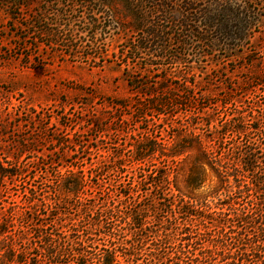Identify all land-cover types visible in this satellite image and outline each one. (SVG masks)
Masks as SVG:
<instances>
[{
	"label": "rangeland",
	"instance_id": "rangeland-1",
	"mask_svg": "<svg viewBox=\"0 0 264 264\" xmlns=\"http://www.w3.org/2000/svg\"><path fill=\"white\" fill-rule=\"evenodd\" d=\"M60 1L0 0V156L13 160L23 170V175L5 190L4 205L16 201V207L10 210L20 217L30 202L53 197L59 202L54 207L60 219L55 221L70 225L77 221L82 226L93 223L95 228L94 223L107 225L113 228L118 242L116 224L120 216L108 207L118 201L119 190L131 191L134 200L144 199L142 204L157 202L154 197L162 196L161 190L152 196V185H138L145 174L158 167L167 168L171 182L163 185L171 195L176 182L181 188L187 185L196 159L194 149L179 157L177 164L162 160L158 151H149L147 164L139 166L135 145L140 149L179 145L191 133L209 138L217 135L216 123L222 124L240 109H245L249 121L264 113V26L243 54L237 50L201 54L203 47H197L189 74L197 85L192 96L187 97L183 91L171 88L184 87L182 81L178 82L181 79L174 76L181 65L158 68L147 66L148 60L142 59L138 65L127 66L121 54L128 48L126 42L118 28L101 27L105 21L111 25L114 21L108 18L109 9L100 6L99 1ZM94 7L103 9L98 33L81 34L79 30L91 28ZM37 19L39 27L34 25ZM42 27L59 30L60 38L42 34ZM75 44L91 54L99 55L102 49L112 55L107 59L74 56L70 51ZM129 75L136 77L135 82ZM138 82L148 83L147 88L138 91L132 85ZM163 83L169 84L165 89L168 102L159 113L160 108L155 109L146 91ZM238 97H244L246 103L236 101ZM226 101L231 103L225 105ZM33 114L38 117L32 118ZM208 120L213 121L211 126L206 125ZM119 155L122 173L118 171ZM69 170H80V174L86 172L93 178L77 193L82 201L78 195L74 199L65 197L62 180ZM4 205L0 204V220ZM154 216L151 215L153 221ZM48 222L53 223L48 232L55 233V222ZM22 225L28 227L27 221L22 219L20 223L19 219L16 227ZM92 232L100 234L96 229ZM97 238L99 245L111 244L102 233ZM64 240L62 237L58 242ZM205 242L202 246L195 244L197 252L205 251ZM231 244L234 251L236 244ZM72 258L65 255L59 260ZM148 258L144 252L141 262ZM45 262L51 263L49 259ZM215 262L214 256L207 264ZM95 263L96 259L92 264Z\"/></svg>",
	"mask_w": 264,
	"mask_h": 264
},
{
	"label": "trees",
	"instance_id": "trees-1",
	"mask_svg": "<svg viewBox=\"0 0 264 264\" xmlns=\"http://www.w3.org/2000/svg\"><path fill=\"white\" fill-rule=\"evenodd\" d=\"M97 1L100 6L109 9L108 18L114 21V26L105 21V26L101 27H116L121 31L128 47L121 53L127 66L130 63L138 65L142 59L148 60L147 66L158 68L168 67V64L181 65L182 68L177 69L174 76L181 79L178 82L182 81L184 87L181 90L179 85H172L171 88L183 91L187 97L192 96L197 85L189 77L193 70L192 58L196 54L193 51L197 47H203L201 54H221L222 50H237L243 54L247 52L246 45L262 32L264 26V0ZM60 2L56 0V3ZM91 11V28L79 30L81 34L98 33L101 24L99 15L103 14V9L94 7ZM56 30L40 28L42 34L60 38V32ZM94 40L97 37L94 36ZM72 50L74 53L70 51L71 55L86 59H107L112 55L102 49L99 55L91 54L86 52V48L82 51L76 44ZM129 76L135 82L136 77ZM139 82L132 85L141 92L148 83ZM166 88L169 84L163 83L146 91L155 109L160 108L159 113L168 102ZM243 98L238 97L236 101L245 104ZM229 103L224 102L225 105ZM37 117V114L32 115L34 119ZM247 117L245 109L229 115L222 124L214 125V134L217 135L209 138L191 133L190 137L181 139L179 145L170 144L163 148L149 145L143 149L135 145L133 151L139 166L147 164L149 151H158L157 155L162 160L168 159L177 164L179 157L194 149L197 151L196 159L187 185L181 188L176 182L171 195L163 185L171 182L167 168L158 167L145 174L138 185H152V196L161 190L162 196L154 197L157 202L142 204L144 199L134 200L131 191L119 190L118 201L108 207L120 216L116 224L118 242L115 241L113 228H107V225L94 223L97 225L95 228L93 223L82 226L77 221L71 222V225L70 222L61 224L55 221L60 219L54 207L59 202L53 197L30 202L17 217L10 210L16 207L17 202L9 201V205H4L7 201L4 192L17 177L23 175V170L14 165L13 160L0 156V204L4 205L0 220V264H92L94 259L95 264H164L166 261H173V264H207L208 259L214 256L216 262L213 264H263L264 113L250 121ZM212 122L208 120L206 125L211 126ZM118 163V171L122 173L120 155ZM92 181V176L86 172L80 174V170H69L62 180L65 197L74 199L78 195L82 201L77 193ZM108 204L112 205V202ZM151 215H155L154 221ZM19 219L20 223L22 219L27 221L28 227L22 225L17 228ZM48 220L55 222V233L48 232L49 224L53 225ZM94 229L100 234L92 232ZM101 233L111 244H98L97 236ZM62 237L65 240L58 242ZM228 239L236 244L234 251L230 248L232 241ZM203 240H209L211 244L204 241L205 251L197 252L194 246H202ZM225 247L228 249L225 250ZM220 249L224 250L217 251ZM144 252L149 258L141 262ZM65 255L73 258L60 261V257ZM47 259L51 263L45 262Z\"/></svg>",
	"mask_w": 264,
	"mask_h": 264
}]
</instances>
